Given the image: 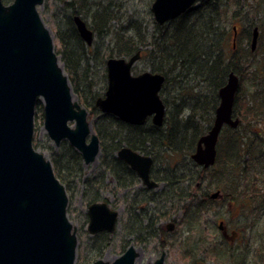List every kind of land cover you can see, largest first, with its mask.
<instances>
[{
  "label": "water",
  "instance_id": "water-1",
  "mask_svg": "<svg viewBox=\"0 0 264 264\" xmlns=\"http://www.w3.org/2000/svg\"><path fill=\"white\" fill-rule=\"evenodd\" d=\"M197 0H154L151 12L162 25L188 9ZM43 0H0V264H75L77 239L67 217L68 197L54 173L50 160L33 147L34 114L42 102L43 128L55 146L66 140L81 156L84 165L100 153V140L93 132L88 111L74 99L71 85L53 49L50 31L43 24L37 6ZM79 36L91 45L93 33L79 16H73ZM233 42L237 34L233 26ZM258 29L250 42L255 49ZM140 52L130 57L106 60L107 87L95 107L121 121L142 125L147 118L161 126L166 107L159 92L165 80L161 73L146 70L133 75L131 68ZM238 76L231 71L219 89V103L212 125L202 135L191 159L199 166L214 165L217 141L224 125L236 128L232 117ZM117 157L128 164L148 186L152 157L122 146ZM219 191L210 197L216 198ZM88 231L112 232L117 211L106 202L87 208ZM137 248L129 245L113 259H96L89 264H135ZM162 252L152 264H165Z\"/></svg>",
  "mask_w": 264,
  "mask_h": 264
},
{
  "label": "rangeland",
  "instance_id": "rangeland-1",
  "mask_svg": "<svg viewBox=\"0 0 264 264\" xmlns=\"http://www.w3.org/2000/svg\"><path fill=\"white\" fill-rule=\"evenodd\" d=\"M11 1L3 0L4 3ZM153 1L43 0L37 6L43 24L50 31L53 49L63 70L65 62L61 61V31L69 27V19L80 15L92 28L90 11L85 10L88 5L95 10L108 7L114 14L109 31L101 35L94 33L90 53L82 51L80 42L72 43L76 51L78 48L76 57H81L74 80L70 79L65 70L64 72L71 88L77 86L83 98L104 94L107 86L105 61L108 57L115 56L113 48L116 33L130 34L135 22H139L142 31L152 32L155 29L156 22L150 9ZM260 4H257V0H235L223 18L230 31L235 25L245 35L241 38L243 48H249L250 43L247 26L255 24L260 30L253 55L238 60L245 69L237 95L242 106L249 96L257 91H264V0ZM74 10L80 13L74 14ZM149 69L148 62L144 59L136 61L132 68L135 73ZM73 96L85 106L77 93L73 92ZM162 96L171 103L176 100L172 99L174 97H177V101L184 100L172 81H169ZM238 105L242 110V106ZM166 110L169 111L170 108ZM100 118L96 114L90 119L95 133L93 125L99 126ZM212 122L213 120L206 124L201 121L204 128L207 126V130ZM227 128L231 127L224 126L219 136L222 139V143L219 140L222 150L228 147V150L223 151L225 153L229 152V137L232 135ZM102 129L106 130L107 135L113 130L119 131L117 126L107 124ZM231 129L242 137V148L247 147L249 152L245 151L234 165L227 164L226 174L222 173L219 181L211 175L218 174L212 170L218 171L219 166H212L204 173L199 170L196 176L197 184L200 183L195 192L197 200H192V186H185L186 183L177 188L180 189L177 193L175 188L168 187L176 181V175L179 177V172L182 175L186 173L190 178L194 171L200 169V166H194L190 162V155L174 157L168 152H160L156 156L152 175L155 180L158 179L159 186L151 190L156 201L148 200L151 195H142L138 180H135V186L131 183L130 186L119 187L101 164L100 153L94 162L87 165L82 163L83 178L76 179L73 188L67 191V217L75 229L77 239L75 264H89L99 258L112 261L129 245H133L139 252L135 264H152L162 252H165V264H194L198 261L207 264H264V117L257 116L250 121L241 119L239 125ZM61 143L58 147L55 146L43 128L42 102L39 100L34 114L33 147L50 160L48 148L51 147L55 152ZM87 178L90 180L85 183L89 184H84L83 180ZM165 184L168 185L167 188ZM215 191H219L220 196L214 199L209 197L211 202L208 206H203L202 212L195 213V203L201 201L204 195L210 196ZM94 198L99 202L105 199L112 208L118 210L117 227L113 233L92 235L88 232L87 206L94 202L91 201ZM154 214L160 217L148 227L147 235L145 227L150 221L149 215ZM220 221L226 229L225 235L218 227ZM171 223L174 227L168 228L167 225Z\"/></svg>",
  "mask_w": 264,
  "mask_h": 264
},
{
  "label": "trees",
  "instance_id": "trees-1",
  "mask_svg": "<svg viewBox=\"0 0 264 264\" xmlns=\"http://www.w3.org/2000/svg\"><path fill=\"white\" fill-rule=\"evenodd\" d=\"M263 0H257L260 4ZM235 0H200L199 6L191 11L188 10L180 16L167 21L163 25L155 23V29L152 32L140 28L139 22L133 24L130 34L118 32L115 34L113 53L116 57L131 56L137 51L140 52V58L148 62L149 70L158 72L165 76V81L160 91V96L165 104L166 115L161 126H154L151 123H145L141 126L130 125L120 121L111 114L101 113L94 105L97 97L90 95V98H83L79 94L77 86L72 91L77 93L81 102L89 111V119L96 114L100 115L101 123L99 126L93 125L97 135L100 138V157L101 164L106 170L111 166L121 164L114 153L123 145L134 150L140 151L146 155L156 156L160 152H168L174 157L189 156L194 151L198 139L205 134L207 126L202 125L201 121L210 123L213 120L214 111L218 105V90L225 84L228 74L233 71L244 78L245 69L240 71L239 59L251 57L253 53L250 48L242 47L241 32L237 36L236 47L233 48L232 36L223 18L234 5ZM261 5V4H260ZM259 5V6H260ZM91 16V30L97 35H101L110 29V22L114 19V14L108 7H102L95 10L94 7L87 6ZM85 12V11H84ZM80 13L74 10V14ZM69 27L61 31V61H64V70L69 74L71 80H74L77 65L81 57L72 43L80 42L83 52H91V46L85 49L84 42L79 37L77 30L69 19ZM239 70V71H238ZM244 71V72H243ZM170 77V79H168ZM169 81L175 82V87L184 97V100L169 101L163 98L162 94L169 84ZM242 102L236 97L234 103V113L238 115ZM250 102V104L248 103ZM237 103V104H236ZM186 110V113H185ZM240 120H255L257 116L264 117V91H257L249 96L242 106ZM104 124L108 126H117L119 131L113 130L108 135L106 130L102 129ZM232 133L229 137V152L225 153L219 144L217 145L216 161L212 168H219L218 174H211L217 181L226 174L227 164L234 165L236 160L248 151V148H242V137L237 135L231 128H227ZM103 139V140H102ZM50 149V161L53 170L59 181L64 185L66 191L73 188L76 179L83 178L82 159L80 154L71 147L66 141H62L59 149L55 152ZM194 166H199L191 159ZM211 168V167H210ZM207 169L200 167L194 171L193 177L176 175V181L172 183L175 192H180L179 186L186 183L185 186H192V200L195 197L199 170L204 173ZM230 170V169H229ZM115 174L117 170H115ZM125 171V170H124ZM128 172L125 171L124 174ZM122 174L119 166L118 178ZM130 171L129 178H133ZM211 176V177H212ZM178 178V180H177ZM163 180V178H160ZM89 178L84 179V184H89ZM75 185V183H74ZM97 198L91 201H96ZM105 200V199H104ZM149 200H151L149 198ZM201 200V199H200ZM209 196L202 197L201 201L195 203V213L202 212L203 206L210 203ZM198 214V213H197ZM194 220V219H193ZM196 221V219L194 220ZM193 221V222H194ZM192 220H190V223ZM217 255V254H216Z\"/></svg>",
  "mask_w": 264,
  "mask_h": 264
},
{
  "label": "flooded vegetation",
  "instance_id": "flooded-vegetation-1",
  "mask_svg": "<svg viewBox=\"0 0 264 264\" xmlns=\"http://www.w3.org/2000/svg\"><path fill=\"white\" fill-rule=\"evenodd\" d=\"M199 4H200V0H197L196 1V3L190 8V9H188V10H191V11H193V10H195L198 6H199ZM187 10V11H188ZM80 16V15H79ZM81 17V16H80ZM84 21V20H83ZM72 22H73V17H72ZM74 23V22H73ZM86 23V22H85ZM86 25H87V23H86ZM163 25V24H162ZM74 26H75V24H74ZM88 26V25H87ZM233 26H235V25H233ZM233 26H232V28H233ZM89 27V26H88ZM236 27V26H235ZM254 27H257V29H258V37H257V42H258V38H259V32H260V30H259V26L258 25H255V24H249L248 26H247V28H246V32L250 35V42H251V37H252V32H253V29H254ZM75 28H76V26H75ZM89 29L91 30V28L89 27ZM77 30V29H76ZM92 31V30H91ZM232 31H233V29H232ZM236 31H237V34H236V37H235V41L233 42V36H234V33H233V36H232V42H233V48H235L236 47V40H237V36L241 33L240 32V29H238L237 27H236ZM77 33H78V31H77ZM92 33H93V38H94V32L92 31ZM79 35V34H78ZM80 37V36H79ZM81 38V37H80ZM82 41H84V40H82ZM92 42H93V40H92ZM257 42H256V46H257ZM85 43V42H84ZM86 44V43H85ZM91 45H92V43H91ZM91 45H87L86 44V46L87 47H89V46H91ZM256 46H255V49H256ZM249 48H250V51L251 52H253L254 50H251V47H250V43H249ZM138 52V51H137ZM112 57H116V56H112ZM120 57V56H119ZM123 57H125V56H123ZM128 57H130V56H128ZM128 57H126V58H128ZM108 58H110V57H108ZM107 58V59H108ZM140 58V57H139ZM106 59V60H107ZM139 60V59H138ZM137 60V61H138ZM105 63H106V61H105ZM135 64V63H134ZM134 66V65H133ZM133 66H132V68H133ZM132 68H131V72H132V74L133 75H137V74H139V73H141V72H137V73H135V72H133V70H132ZM238 69L241 71L242 69H243V67L241 66V65H239L238 66ZM238 70V71H239ZM144 71H146V70H144ZM144 71H142V72H144ZM149 71H151V70H149ZM152 72V71H151ZM156 73H158V72H156ZM235 73V72H234ZM237 76H238V80H239V84H238V89H237V93H236V95H235V98H234V103H235V101H236V97H237V95H238V93H239V91H240V89H241V83H240V81H241V79H242V76L239 74V72L238 73H235ZM163 75V74H162ZM165 77V76H164ZM106 78H107V76H106ZM227 80V79H226ZM165 81V80H164ZM226 83V82H225ZM163 84H164V82H163ZM163 86V85H162ZM107 87V86H106ZM162 89V88H161ZM161 91V90H160ZM219 91V90H218ZM73 92V91H72ZM104 95V94H103ZM102 95V96H103ZM159 95H160V92H159ZM98 97H100V96H98ZM161 97V96H160ZM218 98H219V96H218ZM162 99V98H161ZM96 100V99H95ZM163 101V100H162ZM95 103V102H94ZM164 103V102H163ZM218 103H219V101H218ZM234 103H233V108H232V117L233 118H237L238 120H239V122H240V112H241V110L238 112L239 114L238 115H236L235 113H234ZM83 106V105H82ZM218 106V105H217ZM83 107H85V106H83ZM86 108V107H85ZM87 109V108H86ZM87 111H88V109H87ZM88 113H89V111H88ZM102 113V112H101ZM214 113H215V111H214ZM106 114V113H105ZM165 115H166V111H165ZM114 116V115H113ZM117 118V117H116ZM214 118V117H213ZM88 119H89V114H88ZM90 120V119H89ZM120 120V119H119ZM121 121V120H120ZM123 122V121H122ZM151 123L152 124V122H151V118L149 117V118H147V120L145 121V123ZM91 123V122H90ZM125 123V122H124ZM144 123V124H145ZM128 124V123H127ZM144 124H142V125H144ZM130 125H132V124H130ZM152 125H154V124H152ZM135 126H141V125H135ZM155 126V125H154ZM224 126H227V125H224ZM224 126H223V128H224ZM92 127V126H91ZM159 127V126H158ZM222 128V129H223ZM222 129H221V131H222ZM208 131V130H207ZM94 132V131H93ZM207 133V132H206ZM221 133V132H220ZM97 134V133H96ZM220 136V135H219ZM99 137V136H98ZM99 140H100V138H99ZM218 140H219V138H218ZM63 141H66V140H63ZM62 142V141H61ZM67 142V141H66ZM68 143V142H67ZM217 143H218V141H217ZM69 144V143H68ZM70 145V144H69ZM123 146H125V145H123ZM72 147V146H71ZM101 147V146H100ZM122 147V146H121ZM120 147V148H121ZM128 147V146H127ZM119 148V149H120ZM118 149V150H119ZM117 150V151H118ZM134 150V149H133ZM117 151L114 153V155H115V157L117 158V159H119L120 161H121V164H118L117 166H114V165H112L111 166V168H110V170H108V172L112 175V177L116 180L115 181V183H117V185L119 186V187H124V186H130V184L131 183H133V185L135 186V180H138V182H140V184H141V187H142V190H141V193H142V195L143 194H148V195H151L149 198L151 199L150 201H156L157 199H156V196L155 195H153L152 196V194H153V192L151 191V190H153V189H156L158 186H159V183L157 182V180H155L154 178H153V175H152V167H153V163L156 161V159H154L152 156V164H151V167H150V179L151 180H153L155 183H157V186H153V187H148L141 179H140V177L137 175V173H136V171H134L128 164H126L123 160H121L120 158H118L117 157V155H116V153H117ZM137 151V150H136ZM140 152V151H139ZM140 153H142V152H140ZM142 154H144V153H142ZM144 155H146V154H144ZM150 156V155H149ZM82 159V158H81ZM82 163H83V161H82ZM195 163V162H194ZM84 164V163H83ZM119 166H120V169H122V174H120L121 176L118 178V176H117V173L119 172ZM213 166V165H212ZM212 166H210V167H212ZM201 167V166H200ZM210 167H208V168H210ZM201 168H203V167H201ZM114 169L115 170H117V172H116V174H115V171H114ZM203 169H206V168H203ZM127 171L128 173L127 174H124L125 173V171ZM130 171L133 173L132 175H133V178L131 179V178H129V176H131L130 175ZM126 179V180H125ZM159 180H161L160 178H159ZM162 181H164V180H162ZM170 186H168L167 184H165V186H166V188H167V186L170 188V189H172L173 188V185H172V183H170L169 184ZM66 190V189H65ZM66 193H67V191H66ZM162 193V192H161ZM213 193V192H212ZM211 193V194H212ZM210 194V195H211ZM157 195V194H156ZM173 195H175L174 194V192H173ZM218 196H220V194L218 195ZM210 197V196H209ZM149 198H148V200H149ZM211 198V197H210ZM144 199H145V197H144ZM212 199H214V198H212ZM94 202H97V201H94ZM101 202H106L107 203V205L109 206V208L110 209H112V210H116V209H114V208H112L111 207V205L106 201V200H102ZM91 203H93V202H91ZM90 203V204H91ZM90 204H88V206L90 205ZM88 206H87V208H88ZM117 211V214H119L118 213V210H116ZM145 216L144 217H146V214H144ZM118 216L119 215H117V219H116V223H115V227H114V229H113V231L112 232H107V231H105V230H102V231H98V232H96V233H90L89 231V233L90 234H92V235H98V234H111V233H113L115 230H116V227H117V221H118ZM87 217H88V214H87ZM160 217V216H159ZM159 217H157L156 216V214H154V216H152V215H149V223H148V225L145 227V229H146V234L148 235V227H151V223H153V222H155ZM188 221H190V220H188ZM88 222H89V218H88ZM187 224H189L188 222H187ZM167 227L168 228H173L174 227V224L173 223H171V224H169V225H167ZM218 227H219V229H220V231L225 235V233H226V229L224 228V225H223V222L222 221H220L219 222V225H218ZM87 229H88V223H87ZM146 234H145V236H146ZM128 247V246H127ZM126 247V248H127ZM126 250V249H125ZM124 250V251H125ZM121 255V254H120ZM160 256V255H159ZM165 259V258H164ZM194 264H207V263H205V262H194Z\"/></svg>",
  "mask_w": 264,
  "mask_h": 264
}]
</instances>
